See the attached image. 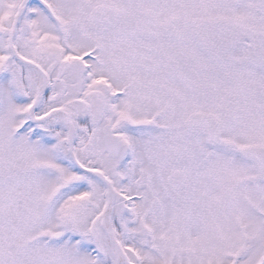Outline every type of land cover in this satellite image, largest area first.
<instances>
[{"label":"snow or ice","instance_id":"obj_1","mask_svg":"<svg viewBox=\"0 0 264 264\" xmlns=\"http://www.w3.org/2000/svg\"><path fill=\"white\" fill-rule=\"evenodd\" d=\"M0 264H264V0H0Z\"/></svg>","mask_w":264,"mask_h":264}]
</instances>
